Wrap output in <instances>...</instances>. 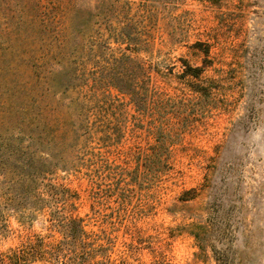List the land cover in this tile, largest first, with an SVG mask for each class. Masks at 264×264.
<instances>
[{
    "label": "rangeland",
    "instance_id": "374dc122",
    "mask_svg": "<svg viewBox=\"0 0 264 264\" xmlns=\"http://www.w3.org/2000/svg\"><path fill=\"white\" fill-rule=\"evenodd\" d=\"M118 1L143 69L76 37L79 66L40 92L74 131L1 128L36 156L7 160L31 180L0 204V264H264V0ZM21 6L0 0V17Z\"/></svg>",
    "mask_w": 264,
    "mask_h": 264
},
{
    "label": "trees",
    "instance_id": "16d2710c",
    "mask_svg": "<svg viewBox=\"0 0 264 264\" xmlns=\"http://www.w3.org/2000/svg\"><path fill=\"white\" fill-rule=\"evenodd\" d=\"M31 1L22 0L21 14L0 17V66H6L0 70L3 75H11L10 79L0 82V169L6 168L0 181V204H11L15 195L21 194L12 192L14 185L25 188L26 182L31 180L25 175L12 177L7 160L17 164L21 159L23 166L30 167L36 156L32 145L14 143L18 137L4 134L1 128L8 130L15 123L17 127L12 128L13 132L45 143L66 139L74 131L61 113L47 107L40 92L42 87L51 89L49 79L53 73H60L71 65L79 66L77 61L69 59L76 37H87L88 53L94 57L108 55L117 64L120 61L121 68L143 69L141 60L124 51L132 52L133 42L125 26L119 23L121 4L118 0H96L92 5L77 4V0H36L33 8ZM110 42L117 46L111 47ZM123 43L125 47L121 48ZM37 159L42 160L41 157ZM78 221L80 218L69 216L66 229H70L69 224L77 223L78 226ZM79 230L83 232L81 227ZM33 245L30 246L32 252ZM17 253H14L12 264L24 263Z\"/></svg>",
    "mask_w": 264,
    "mask_h": 264
}]
</instances>
